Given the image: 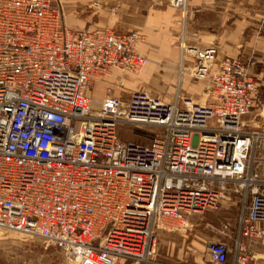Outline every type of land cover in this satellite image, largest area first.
<instances>
[{"label": "built area", "instance_id": "obj_1", "mask_svg": "<svg viewBox=\"0 0 264 264\" xmlns=\"http://www.w3.org/2000/svg\"><path fill=\"white\" fill-rule=\"evenodd\" d=\"M141 40L70 29L58 0H0V228L43 239L66 264H170L156 257L159 230L187 231L189 214L235 200L232 244L208 241L206 255L250 264L264 255V89L241 57L189 47L184 69L208 81L205 101L107 87L94 108L95 82L143 69Z\"/></svg>", "mask_w": 264, "mask_h": 264}, {"label": "crops", "instance_id": "obj_2", "mask_svg": "<svg viewBox=\"0 0 264 264\" xmlns=\"http://www.w3.org/2000/svg\"><path fill=\"white\" fill-rule=\"evenodd\" d=\"M58 1L70 29L109 28L117 33L136 30L142 35L138 51L146 58L143 69L135 74L112 70L95 82L91 92V102L97 103L92 105L94 108L107 87L122 98L130 91L144 90L166 102L173 101L176 95L199 101L208 81L194 80L187 73L178 76L179 69L193 64L194 57L187 52L189 47L208 49L214 60L241 57L249 74L264 88V0H187L184 11L170 6L166 0ZM96 1L100 7H88ZM154 83H159V88ZM164 93L172 96L164 99ZM237 205L235 200L228 201L223 209L230 213ZM206 225L212 228L209 223ZM232 236L233 229L229 228L216 229L213 235L198 232L184 244L165 236L160 244L174 245V250L156 252V257L170 264H210L206 243L221 241L230 246ZM27 246L24 251L31 252L32 247ZM257 250L260 252L250 264H264V255Z\"/></svg>", "mask_w": 264, "mask_h": 264}, {"label": "rangeland", "instance_id": "obj_3", "mask_svg": "<svg viewBox=\"0 0 264 264\" xmlns=\"http://www.w3.org/2000/svg\"><path fill=\"white\" fill-rule=\"evenodd\" d=\"M185 68V67H184ZM182 69V68H181ZM180 69L178 70V76ZM185 71V69L183 70ZM187 73V71H185ZM188 74V73H187ZM181 78V76H180ZM195 80V79H194ZM207 81V80H206ZM205 81V82H206ZM207 83V82H206ZM159 83H154V86L159 88ZM206 89L201 94V99L198 102H203L206 99L204 93ZM262 89H264L262 87ZM174 92V90H173ZM165 95V93H164ZM172 94L168 93L166 97H170ZM92 105L97 106V103L94 101L91 102ZM253 114H250L249 118ZM118 135L120 137L135 140L137 142L147 143L149 137L147 135L148 128L135 129L125 127H119ZM226 203H223L217 209L205 210L203 213H192L187 216L190 229L187 231H162L160 230L157 234V248L156 252L164 250H174V245L167 247L160 244L161 240L165 236H171L177 241H188L193 235L198 232L205 233L206 235H213L216 233V229H223L224 224L229 222L232 226L235 225L236 217L238 214V205L235 206L234 211L227 213V210L223 209V206ZM209 223L210 226L206 225ZM211 241V240H210ZM31 246V252H25L24 248H29ZM172 244V243H171ZM25 245V246H24ZM0 264H66L63 261V258L60 252L53 247L52 245H47L43 239L37 236H28L14 231L6 230L0 228Z\"/></svg>", "mask_w": 264, "mask_h": 264}, {"label": "bare ground", "instance_id": "obj_4", "mask_svg": "<svg viewBox=\"0 0 264 264\" xmlns=\"http://www.w3.org/2000/svg\"><path fill=\"white\" fill-rule=\"evenodd\" d=\"M104 88H105V87H104ZM133 91H136V90H133ZM128 95H129V94H128ZM119 97H120V96H119ZM127 97H128V96H127ZM127 97H126V98H127Z\"/></svg>", "mask_w": 264, "mask_h": 264}]
</instances>
